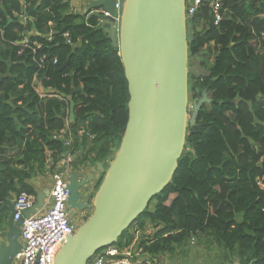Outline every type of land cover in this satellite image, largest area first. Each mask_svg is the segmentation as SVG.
<instances>
[{"label":"trees","instance_id":"16d2710c","mask_svg":"<svg viewBox=\"0 0 264 264\" xmlns=\"http://www.w3.org/2000/svg\"><path fill=\"white\" fill-rule=\"evenodd\" d=\"M222 3L228 13L219 26L209 23L208 9L187 23L190 63L199 60L208 72L190 75L192 100L204 90L212 99L197 117L202 130L188 129L171 182L117 244H132L136 228L150 227L141 245L153 257L187 256L197 241L218 247L220 264H264V0ZM97 24L66 0H0V206L35 194L29 180L59 171L67 153L96 169L114 160L129 120V86L120 49ZM36 78L50 96L37 92ZM6 217L1 211L0 231Z\"/></svg>","mask_w":264,"mask_h":264},{"label":"water","instance_id":"95a60500","mask_svg":"<svg viewBox=\"0 0 264 264\" xmlns=\"http://www.w3.org/2000/svg\"><path fill=\"white\" fill-rule=\"evenodd\" d=\"M89 9L111 14L106 29L112 45L120 49L129 86V120L110 166L97 163L104 178L94 195L93 213L61 248L56 264H88L99 251L118 243L151 200L169 185L188 129L201 132L198 114L204 104L212 102L207 90L198 91L190 106V75L200 79L208 72L199 60L190 65L193 38L188 35L186 0H124L121 11L118 0H92ZM74 109L72 101V122ZM83 177L75 171L68 179L70 209L88 208L80 202L83 195L79 190L95 176ZM47 194H38L35 207L24 213L25 218L44 206ZM4 210L8 214L0 232V264H13L22 250L24 219L14 220L11 200L0 206V212Z\"/></svg>","mask_w":264,"mask_h":264},{"label":"built area","instance_id":"2783aa9c","mask_svg":"<svg viewBox=\"0 0 264 264\" xmlns=\"http://www.w3.org/2000/svg\"><path fill=\"white\" fill-rule=\"evenodd\" d=\"M122 3L121 0H118L119 11H121ZM203 9H208L211 15L209 23L215 27L223 22L228 13L226 10H223L222 0H186L187 23L190 20H194L198 14H201L200 12ZM89 16H96L98 18L97 25L105 29L106 25L111 23V14L104 9L92 10L89 13ZM23 18V21L25 22L26 17ZM31 33H28V35H31ZM28 35L23 44H29ZM64 38L70 43L69 33H65ZM36 46L39 48L41 45L37 43ZM44 59V57L41 58L39 63L41 69L44 65ZM54 63H57V61ZM34 85L41 97L44 98L50 96L45 93L46 91L43 90L37 78L35 79ZM72 143V138H65V144L67 146H71ZM74 163V154L67 153L66 158L59 163L62 168L52 174V186L44 206L37 209L36 213L30 214L27 218L24 217V213L32 210L36 205V197L34 195L24 192L14 198L13 202L16 211L14 220L19 221L24 219V221L21 226L20 236L22 250L13 264H56V258L59 251L81 226L76 222L74 215L69 210L68 204L71 195L68 179L73 172L82 169L80 166L76 168ZM80 173L83 174V172ZM258 185L261 189H264V177L258 180ZM89 191L88 194L91 199L94 195V191L92 189ZM85 221L86 220L84 219V222ZM142 232L146 231H141L139 228L136 229L134 241ZM158 263H160L159 257H153L150 255L141 244L135 246L134 243L128 244V242L125 241L122 244H114L102 249L89 261L88 264Z\"/></svg>","mask_w":264,"mask_h":264},{"label":"rangeland","instance_id":"374dc122","mask_svg":"<svg viewBox=\"0 0 264 264\" xmlns=\"http://www.w3.org/2000/svg\"><path fill=\"white\" fill-rule=\"evenodd\" d=\"M124 0H121V2H123ZM192 111V108H190V112ZM79 163L81 164V160L78 159ZM112 161H110L111 163ZM78 162H76V168L79 167ZM110 163L106 164V168H108L110 166ZM82 166V165H81ZM85 167L87 168H91L92 166L89 165L88 163L85 164ZM93 171L92 173L95 174V180L91 181L89 183V187L87 188V190H93L94 191V195L97 191L96 189V181L103 175L104 173H100L97 172V169L95 167H92ZM99 173V174H98ZM93 200L94 198H91V206H90V211L86 212L84 215H87L88 218L91 216V214L93 213ZM6 213L8 214V212L6 211ZM74 218L76 220V222L78 223V225H82L84 223V218L83 216L81 217L77 212H75L74 210ZM87 220V219H85ZM137 229V228H136ZM142 231V230H141ZM146 235V236H145ZM152 235V228H148L146 232H142L140 233L137 238L134 241L133 238V243L135 246L140 245L142 242H144L145 240H148L150 238V236ZM191 248H188L189 253L187 256H185V254H182L181 251H179L176 255H169V254H164V255H160L159 259H160V263L158 264H220V259H219V255H221V250L218 247H214L212 249H208L205 246L199 245L197 243V241H195L194 244L190 245ZM17 264V263H16Z\"/></svg>","mask_w":264,"mask_h":264},{"label":"crops","instance_id":"0c3cea01","mask_svg":"<svg viewBox=\"0 0 264 264\" xmlns=\"http://www.w3.org/2000/svg\"><path fill=\"white\" fill-rule=\"evenodd\" d=\"M69 1L70 3V10L71 12L75 13V14H89L93 9H89L90 6V2L92 0H66ZM80 167L82 168L80 169H75L77 171L83 172L84 176H87L88 174H93V168H87L85 167V165H80ZM59 168V169H58ZM62 168L61 164H59L57 166V169L60 170ZM97 172H99L97 170ZM44 175H38L35 174L30 180H29V184H31V186L35 189L36 193L33 194L36 197V201H37V196L38 194L44 193L47 194L50 191V188L52 186V174L45 172L43 173ZM99 174V173H98ZM95 175V174H94ZM49 194L46 195L45 197V201L47 200ZM16 197V196H15ZM14 197V198H15ZM14 198L11 200L13 202ZM88 219V216L87 218ZM3 231V230H2ZM0 231V232H2ZM2 239H0V243H1Z\"/></svg>","mask_w":264,"mask_h":264},{"label":"flooded vegetation","instance_id":"af4514ba","mask_svg":"<svg viewBox=\"0 0 264 264\" xmlns=\"http://www.w3.org/2000/svg\"><path fill=\"white\" fill-rule=\"evenodd\" d=\"M190 65H191V63H190ZM190 91V90H189ZM197 95V94H196ZM196 98V97H195ZM194 98V99H195ZM193 99V97H192V93H190V100L193 102L194 100H192ZM87 176H84L83 177V179L82 180H84L85 178H86ZM89 187V184L86 186V187H84V188H81L80 190H79V193L81 194V195H83V199H81V201L80 202H83V203H85V204H87L88 205V208H86L85 210H82V209H70V207H69V210L71 211V213L72 214H74V210H75V212H77L78 211V213H79V215L82 217L83 216V218L84 219H86L87 218V215H84L86 212H88V211H90L91 209H90V206H91V199H90V196H89V190H87V188Z\"/></svg>","mask_w":264,"mask_h":264}]
</instances>
